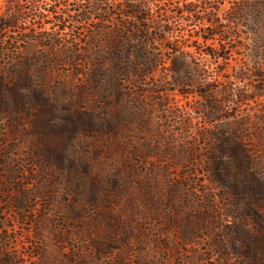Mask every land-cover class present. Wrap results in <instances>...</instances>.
<instances>
[{"label": "rangeland", "instance_id": "rangeland-1", "mask_svg": "<svg viewBox=\"0 0 264 264\" xmlns=\"http://www.w3.org/2000/svg\"><path fill=\"white\" fill-rule=\"evenodd\" d=\"M53 1L61 5L55 17L78 19L73 6L64 10L66 0ZM95 1L68 0L84 7ZM104 1L108 15L64 30L45 25L34 32L41 43L16 46L17 63L0 56V237L21 264H36L34 252L44 242L52 246L57 231L69 238L81 226L103 237L116 225L134 239H153L159 225L183 217L193 226L200 219L203 228L196 246L168 264H233L209 252L210 230H226V202L200 165L215 128L247 148L264 142V90L254 89L264 87V50L251 34L264 29V0H144L152 19L169 29L150 25L145 34V75H136L140 65L126 58L142 35L125 39L121 0ZM237 7L244 16L229 21ZM206 19L220 33L207 41L213 30ZM182 58L186 81L195 79L183 88L174 86L171 70ZM14 68L18 73L10 75ZM259 205L264 210V199ZM76 214L78 221H65ZM68 243L74 251L82 245L75 237Z\"/></svg>", "mask_w": 264, "mask_h": 264}, {"label": "trees", "instance_id": "trees-1", "mask_svg": "<svg viewBox=\"0 0 264 264\" xmlns=\"http://www.w3.org/2000/svg\"><path fill=\"white\" fill-rule=\"evenodd\" d=\"M51 0H3V10L0 13V56H4L18 62L20 59V44L31 45L39 44L44 39L35 35L36 29H41L45 25L56 26L61 30L66 28L67 24L82 25L91 21L96 13L109 14L104 0H96V3H89L86 7L76 2L70 5L68 0L63 5L66 12H70V6H73V13H80L78 19L68 21L64 16L55 17L61 5ZM244 4L245 0H241ZM121 10L126 18L124 22H119V27L127 33L125 39H133L129 34L139 33L142 35L141 46L135 48L130 56L140 65V69L135 71L136 75H145L142 68L146 61L145 44L146 33L153 25L155 29H160L164 33H169V29L164 28L158 22L152 19V7L150 3L144 0H121ZM188 13L192 11L186 9ZM94 14V15H93ZM242 10L237 7L234 13L228 18L229 21H237L243 17ZM101 24L108 20L97 19ZM212 27V33L205 37V41L214 37L216 26L212 19H206ZM264 22V20H263ZM15 30L18 32L29 31L19 37H7L6 31ZM253 36V45L256 49L264 50V29L251 31ZM6 48V49H5ZM10 48V49H7ZM115 59L117 53H112ZM217 53V57H220ZM186 64L182 58L172 67L174 86L188 87L190 81L193 84L195 79L191 78L186 81L183 69ZM14 68L10 75H16L18 72ZM127 75L132 73L125 71ZM140 83V81H139ZM257 95L263 92L264 87H255ZM209 92V91H207ZM207 92L201 94V97L207 99ZM210 93V92H209ZM208 93V94H209ZM187 93H183L184 95ZM214 102V101H213ZM213 102L209 101L210 106ZM213 112L219 113V105H213ZM212 110V107H210ZM264 124V117L259 119ZM219 131V132H218ZM264 137V130L260 133ZM232 135V137H230ZM162 155H168L169 150L160 151ZM174 160L177 159L176 153ZM176 165V164H175ZM174 165V166H175ZM204 173L208 177V182L213 189L220 193L219 200L223 203L224 216L227 218L226 230H210L209 252L215 253L224 259H232L233 264H264V210L259 204L264 199V142L253 144L247 148L234 134L228 131H220L215 128L211 133V142L208 146V153L202 164ZM181 188L180 183L173 185V188ZM176 192V190L174 189ZM215 198H210L209 208L213 210ZM175 215L177 207H174ZM82 215L76 214L75 217H69L65 221L74 223ZM178 218V217H177ZM213 219V217H211ZM193 226L190 219L180 217L177 222L165 223L159 225L161 231L153 239L148 237L140 240L130 237L126 232L119 233V228L113 226V233L103 237L89 235L83 227L72 229L69 238L59 235L56 232L52 246L45 242L41 244L40 249L35 251L33 258L36 264H168L172 259L179 255L182 248L196 246V233L203 228L199 225ZM221 222V221H220ZM79 223V222H78ZM76 223V224H78ZM213 225H219V221H213ZM115 227V228H114ZM166 227V230L164 229ZM1 229V225H0ZM172 234V238L168 237ZM219 233V234H218ZM71 237L80 239L82 245L80 250H75L68 243ZM222 238V239H221ZM82 239V240H81ZM6 238L0 237V264H21L19 256L10 251L5 246ZM166 255H172L167 257ZM197 253H192L191 257L196 259ZM191 257L187 259L190 262Z\"/></svg>", "mask_w": 264, "mask_h": 264}]
</instances>
